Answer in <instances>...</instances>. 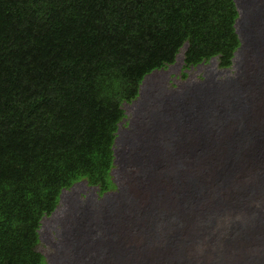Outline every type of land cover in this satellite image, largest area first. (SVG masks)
<instances>
[{
  "label": "trees",
  "instance_id": "obj_1",
  "mask_svg": "<svg viewBox=\"0 0 264 264\" xmlns=\"http://www.w3.org/2000/svg\"><path fill=\"white\" fill-rule=\"evenodd\" d=\"M234 0H0V264H46L62 189L110 190L124 103L175 61L232 65Z\"/></svg>",
  "mask_w": 264,
  "mask_h": 264
},
{
  "label": "bare ground",
  "instance_id": "obj_2",
  "mask_svg": "<svg viewBox=\"0 0 264 264\" xmlns=\"http://www.w3.org/2000/svg\"><path fill=\"white\" fill-rule=\"evenodd\" d=\"M234 1L236 55L246 49L235 82L215 79L211 90L178 94L180 103L144 95L135 126L123 137L119 126L114 145L130 197L79 214L81 200L72 206L73 216L62 218L60 264H93L104 249L124 264H264V0ZM120 140L127 150L117 159ZM122 226L131 230L125 237ZM204 242L209 257L199 252Z\"/></svg>",
  "mask_w": 264,
  "mask_h": 264
},
{
  "label": "rangeland",
  "instance_id": "obj_3",
  "mask_svg": "<svg viewBox=\"0 0 264 264\" xmlns=\"http://www.w3.org/2000/svg\"><path fill=\"white\" fill-rule=\"evenodd\" d=\"M184 50H185V47H182L180 49L173 65H170L168 68H165V70L161 69L159 72H157L158 76H160V79L158 80L156 78L154 79L156 80V82L152 89L151 87L153 86L152 83L154 80H152V83L145 84V85L147 84L148 85L146 89L144 90L145 92L142 93L141 99L144 98L145 94H146L145 95L146 97L152 94V92L154 94L159 92L160 94L167 93L170 100L180 103V100H178L180 98L179 95L186 94L187 92L193 91V88H194V91L195 90H199V91L211 90L215 79L223 80L225 84L234 83L235 76L241 72V60H243V55L245 54V51H246V49L244 48L241 51V54H238L236 56L233 64L230 67H228V69H222L218 67L216 60L205 61L204 64H201L199 66H193L192 68L185 67L183 63ZM184 68L186 69L184 70ZM177 96H178V99H177ZM141 99H138L137 104L134 107L132 104L127 105V103L123 105L125 115H126V120L123 121V123H120V130H121L120 136L122 135L124 136L125 132L132 129L133 126H135L136 119H139L140 114H142V110L140 111L138 109L140 106V102L143 101ZM116 149L118 152L117 159H119V155L124 154V152H126L127 150L126 145L123 140L119 141V144L116 146ZM120 167H121V164L117 161V165L113 169L112 171L113 173H111V179H112L113 184L110 186V190L101 192L100 190H98L97 186H92L86 183L85 181H81L80 183L76 184L73 189H70L63 193L64 197L65 195H68L70 197L69 195L70 192L74 190H76L77 192L79 191L78 197L80 199L77 198L78 199L77 200L75 198L74 200H72V202L74 201V205L71 204L72 202H70V200H68V203H66L65 205L58 206L57 212L55 213L56 216L55 215L54 216L52 215L44 216L41 222L40 230H39L40 240L37 245V250L43 255L46 264H60L58 262V256L60 255L59 250L61 247V242H65L66 237L68 235L67 234L68 227L66 226L67 228L66 227L63 228V226L61 225L62 218L63 217L65 218L66 217L65 215H67L68 218H71L73 216V209H74L73 207L75 205H78L77 202L79 200H81V204L79 205L78 214L82 213L81 211L83 212L88 211V208L90 207L89 205H93L94 203L97 205H103V206L108 205L109 207L116 203L118 196L122 197L124 195L125 196L128 195V197H130V193L123 192L122 190L125 187V184L127 185L128 182L126 181L125 177L123 178L121 177ZM100 201H102V203ZM66 209H68L69 211H67ZM75 229L80 230L81 226H76ZM129 231H131L129 226H122L119 228L117 232H120L121 237L123 236L125 237L126 233H128ZM105 236L106 237H104L105 238L104 240L106 241V245H105L106 247L107 245H109V242H111V239L109 238L108 235H105ZM220 238L224 241L227 240V238L230 239L229 235L224 234V233L220 236ZM203 245H204L203 247L199 246V252L201 253V255L209 257L210 253L212 252L209 251L210 248L208 247V243L204 242ZM259 246L260 245H258V247ZM109 254L110 253L106 249L99 250L98 255H95L96 257L94 256L95 258L92 260V263L93 264H109L108 261H110L111 263L121 262V264H124L123 261H119V262L114 261L112 259V256L111 258H109ZM197 262H199V258L197 259ZM90 263H91V260H90Z\"/></svg>",
  "mask_w": 264,
  "mask_h": 264
},
{
  "label": "clouds",
  "instance_id": "obj_4",
  "mask_svg": "<svg viewBox=\"0 0 264 264\" xmlns=\"http://www.w3.org/2000/svg\"><path fill=\"white\" fill-rule=\"evenodd\" d=\"M182 47H185V49H186V47H187V44H184ZM181 47V48H182ZM180 48V49H181ZM239 49V48H238ZM180 51V50H179ZM185 51V50H184ZM237 52V51H236ZM236 52H235V55H234V57H233V59H232V64H233V62H234V60H235V58H236ZM179 53V52H178ZM177 56V55H176ZM183 57H184V53H183ZM176 59V58H175ZM211 60H216L217 61V57L215 56V57H212L210 60H208V61H211ZM175 62V61H174ZM173 62V63H174ZM173 63H171V64H168V65H166V66H164V67H162V68H160V69H154V70H152L151 72H149V73H147L145 76H144V78L142 79V81H141V83H140V86H139V94H138V98L139 99H141V96H142V93H143V88H144V86H146L147 87V85H145L146 83H152V80H154L157 76H158V73L157 72H159L161 69L162 70H165V68H168L170 65H173ZM183 63H184V59H183ZM205 63V61H202V62H200V63H198V64H196V65H190V66H185V64H184V66L185 67H190V68H192L193 66H199V65H201V64H204ZM217 64H218V62H217ZM219 67V66H218ZM230 67V66H229ZM221 68V67H220ZM186 68H184V70H185ZM222 69H228V67L227 68H222ZM155 82H156V80H154L153 81V83H152V85L154 86V84H155ZM146 87H145V89H146ZM112 171H113V169L111 170V173H112ZM81 181H78V182H75L72 186H70L69 188H67V189H62V191H61V193H60V196H59V201H58V204H60V200H61V198H62V196H63V193L65 192V191H68V190H70V189H72L76 184H78V183H80ZM86 182V181H85ZM87 183V182H86ZM98 187V186H97ZM98 190H99V188H98ZM102 192V191H101ZM104 192V191H103ZM80 199V198H79ZM70 203V202H69ZM60 205H62V204H60Z\"/></svg>",
  "mask_w": 264,
  "mask_h": 264
}]
</instances>
